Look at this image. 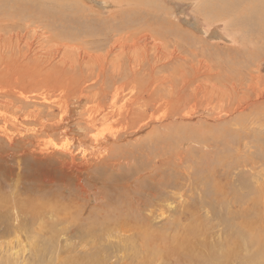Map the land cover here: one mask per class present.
Instances as JSON below:
<instances>
[{
	"label": "rangeland",
	"instance_id": "rangeland-1",
	"mask_svg": "<svg viewBox=\"0 0 264 264\" xmlns=\"http://www.w3.org/2000/svg\"><path fill=\"white\" fill-rule=\"evenodd\" d=\"M225 1L131 0L130 4V0H0V4L3 6H0V13L5 8L13 20L29 28V35H35L38 39L43 38V41L45 37L59 38L58 40L61 41L58 43L69 45L75 53L76 48L82 47L83 50L88 46L87 44L90 48L97 46L98 39L101 40L103 35L112 36L111 30L108 29L110 26L108 23L113 26L124 20L136 22L135 28L137 27L138 30L139 27L141 29L146 26L159 30L167 41L170 40L169 44H173V41L181 38L184 56L188 60L187 63H184L185 68L188 69L198 60L213 65L214 72L219 71L218 69L222 67L218 74L214 73L211 77V81H216L212 84L215 89L224 90L223 84L227 83L228 79L225 72L229 66L233 67V71H230L231 83L236 85L243 83L246 87L252 84L254 88L245 90L249 98L245 94L244 97L249 101L245 103L240 101L239 105L237 104L238 100L233 102L232 108H236L237 105L238 108H236L237 112L233 109V115H229L230 118L232 117L230 119L229 116H224L228 109L225 108L226 106H214L209 100L206 102L202 99H195L189 86L185 88L178 82L170 84L166 79L169 74L164 71L155 74L154 83H158L149 85L145 89L147 91L143 92L142 89H133L132 87L124 89L107 87L106 90L102 91L98 88L101 81V78L98 79L97 76L99 68L95 69L96 75H92L90 79L85 73L91 69L85 65L75 66L76 64H74V70L71 72H76L77 78L74 77V79L77 87L54 85L51 82L52 78L61 80L67 75V73L65 76L61 75L63 72L58 74L59 72L56 71L48 74V78L44 75L40 78L37 76L35 79L39 85L33 84L28 79L27 85L23 86L19 85L20 83L13 76L0 77V195L4 198V203L19 202L22 206H25V203H31V205L36 204L37 206L39 204L42 207L47 205L50 210L45 212L44 216L49 221L54 215V209L62 214V208H67L70 217L72 216L71 219H74L76 225L79 224L75 228L71 227L70 231L77 233L79 237L86 238L88 235L85 232L82 235L83 229L90 227L88 225L95 226L93 222L98 221L99 218L104 219L109 215V212L115 209L122 208L123 202L126 203L127 201L125 204L127 210L122 208L127 212H123L122 215L120 213V220L115 223L120 225L124 220V224L128 223L132 232L130 230L127 236L121 239L124 242L119 243V246L117 245L119 250L113 249L112 245L115 247V244H110L108 241L111 238L108 239L107 237L122 235L120 231L113 236L108 235L110 232L106 229L101 233H95L96 241L101 245H106L94 246L93 251L87 252L88 254L85 255L88 259L85 260V264H88L87 262L89 264H208L212 257L211 251L214 248L212 246L216 247L225 243L227 236H230V231L227 230L231 227L227 222L229 221L228 213H225L226 220L223 225H218L219 218L205 219L207 207H203L197 211L198 216L200 215L199 220L193 223L192 230L187 232L186 238L183 239L182 235L177 236L178 229L175 228V225L172 226V218L175 220L178 215L177 211L173 212L177 207L167 210L170 208L167 204L172 205L173 203L172 206H177L181 200L179 196H173V192H176L175 189H165V187H169L171 186L170 183L173 184L178 181L179 175L184 174L185 171L191 173V171L196 170L199 172H196L193 179H199L196 180L198 183L195 185L203 187V189H210L220 183L218 189L220 187L230 188L232 192H236V195L246 193L248 195L246 207L258 214L262 211V205L259 206L256 203L255 206L252 199L260 193L261 188H258L257 185L264 184V175L261 178L257 175L260 167L264 166L259 157V155L261 157L263 155L264 129H259L257 126L258 121L264 119V43L262 42V46H257V55L250 56L249 48L251 45L247 43V46H244L238 43L239 38L243 36L248 41L249 35H240L241 33L232 28L226 19L231 20L236 16V13H232L231 16L213 14V11L217 10L218 6H223ZM150 15L152 19H150ZM0 20L8 19L0 17ZM149 20L151 21L148 22ZM78 29L83 30L82 33ZM32 31L36 33L33 34ZM72 32H76L78 35L74 39H69L68 37ZM29 38L33 39L30 36ZM236 38L238 39L234 42L233 40ZM51 45L52 43L48 44V41H45L47 49ZM34 48L36 49V47ZM93 50L95 51L89 50V52L93 54L104 52V50ZM260 50L263 52L260 53ZM195 54L196 56H194ZM70 60L72 61L74 58L68 59V61ZM123 62L126 63V61ZM109 70L111 68H108L107 72ZM40 71L43 72L42 68ZM125 71L128 69L123 68V72ZM80 73L86 78L79 76ZM60 76L61 78H59ZM44 78L47 81H44ZM251 78L252 83L250 82ZM65 80H68V77ZM164 80L166 81L162 82ZM71 105L77 109L78 116L76 114V119L74 118L75 123H63L62 112L69 109ZM227 107L230 108V106ZM74 127L81 129L82 134H76L73 131ZM227 127L231 129L227 130ZM66 131L71 132L70 137L76 142L72 143L71 146V151L74 152L72 158L61 152L62 144L68 138L64 136ZM4 136L12 137V142L9 143ZM223 140L224 142H222ZM252 141L254 143H250ZM221 147L223 148L221 149ZM219 149L221 150L219 151ZM80 153H85V156L82 157ZM223 154L225 155L223 156ZM226 160H229L228 163ZM73 161L76 167L72 170L73 173L70 172L71 170H63L62 166L65 163L72 164ZM251 161L256 162L251 163ZM245 162H249V165L246 166ZM178 164L179 166H177ZM214 165L216 167L213 168ZM83 168H87L88 173L84 172ZM79 169L82 170L77 171ZM223 170L224 172H222ZM207 173L209 174L207 175ZM206 176L210 178L204 179L203 177ZM150 177L152 181H150ZM78 179L82 182L81 184H78ZM117 179L119 180L114 182ZM199 180L204 185L199 184ZM190 182L194 183L193 180ZM141 186H144L143 189L140 188ZM150 190H156L158 193L159 190H164L167 196L164 194L155 201L148 192ZM190 193L186 191V194L189 195ZM163 197L167 198L165 201L167 203L159 202L162 201ZM24 200L30 203L24 202ZM193 204L191 203V206L195 205ZM158 205H161L162 209ZM236 207L238 205L231 204L232 211ZM242 208L243 206L239 207V210ZM160 209L166 211V215L163 217L165 222L160 216L161 213L159 212V216L157 214ZM2 214L0 219L9 213ZM199 222L200 224H196ZM95 224L100 223L96 222ZM132 224L133 226H131ZM167 224L172 226L169 228L171 230L168 229ZM162 225L166 226L165 235L160 233ZM67 226L70 225L67 224ZM59 227L63 229L66 225H59L55 229L59 231L61 229ZM135 229L139 230L137 235L136 232H133ZM198 229L202 230L199 234H197ZM18 234L23 237L22 245H25L24 235L22 232ZM215 234L219 238L215 237ZM161 236H164L169 243L170 247L168 246L167 250L161 247L165 245V243L160 244L158 240ZM14 237L16 236L12 235L7 238L11 240ZM224 237L225 239H222ZM80 238L79 240H81ZM85 238L84 241L90 242L88 238ZM136 238L140 241H137ZM69 239L70 242L77 240L75 237ZM37 240V246H29L31 248L13 246V250L11 248L10 251L12 252L11 255L25 257L21 259L19 264H35L37 260L39 261L40 255L47 258L45 260L47 264H53V248L52 250H45L43 246L47 244V246L52 247L48 243V238L40 237ZM41 240L43 242H40ZM188 241L194 245L199 244L201 252L197 254L198 260L193 256H187V248H183L184 250L176 249L177 245L180 247L188 246ZM36 247L39 248L36 249ZM192 251L190 249L191 253H193ZM131 252L134 254H129ZM143 252L146 256L143 255ZM9 253H5V256L0 252V264L9 258ZM91 253L94 256L91 257ZM80 255H77L80 259L85 257ZM138 257L143 262L139 261L140 258ZM13 260L12 257L10 261Z\"/></svg>",
	"mask_w": 264,
	"mask_h": 264
},
{
	"label": "bare ground",
	"instance_id": "bare-ground-1",
	"mask_svg": "<svg viewBox=\"0 0 264 264\" xmlns=\"http://www.w3.org/2000/svg\"><path fill=\"white\" fill-rule=\"evenodd\" d=\"M115 4H116V2H115ZM121 4H123V3H121ZM130 4H131V0H130ZM109 5H111V4H109ZM0 6L3 7L1 4H0ZM122 9H123V7H122ZM145 12H147V11H145ZM232 13L233 14L236 13V16H234V18H232L231 20L229 18H226L227 22L231 25L232 28H235L236 31L241 33L240 35H242V36L243 35H249L248 41L245 38V36H243L242 37L243 39L239 38L238 43H241L244 46H247V43H249L251 45V47L249 48L250 56L257 55L258 54L256 51L257 46L258 45L262 46V42L264 43V0H226L223 6L220 5L217 7V10L213 11V14H215L217 16L218 15L221 16L223 14L227 15V16H231ZM0 14H3V16H0V17H5L6 19H8V20H4V21L0 20V77L2 78V77H6V76H13L16 78L15 80L20 83L19 85L26 86L28 79H30L33 84L39 85L38 83H36L37 79H35L37 76L40 78L42 75H44L48 78V76H47L48 74H50L52 71H56V72H59L58 74H60V72H63V74H61V75L65 76L66 73H67V75L65 77H63V79H61V80L58 78H56V79L52 78L51 82H53L54 85H57L59 87H67L70 85L76 86L77 83H75L76 80L74 79V77L77 78L76 72H73V73L71 72V70H74V64H76L75 66L85 65L87 68L91 69V71L88 70L89 72L85 73V75H87V77L90 79L92 78V75L95 74V72H94L95 69L99 68V74H97V76H98V79L101 78V81L98 84V88L100 90L102 89V91L106 90L107 87H112V88H116V89H119V88L124 89L126 87H132L133 89H142V92H143V91H147L145 89L148 88L149 85H152L155 82L154 81L155 80L154 75L164 71L165 73L167 72L169 74L166 76V79H167V81L170 82V84L174 83V82L175 83L178 82L185 88L189 86V88H191L190 91L192 92L195 99H202L203 101H206V102L209 100L210 102H212L214 104V106H217V105H219V107L226 106L225 108L226 109L228 108V109H227L226 114L224 116H229L230 114H232L233 109L236 110V108H238L239 103H241L240 101H243V103L249 101V99H247L249 97L246 95L245 90H250V88L254 89L252 87V84L248 85V87H246L243 83H240L239 85H236L235 83L234 84L231 83L232 81H230V80H231L232 75H231L230 71L231 70L233 71L232 66H229V68H226L225 73H226L228 79H227V83L223 82L224 83L223 84L224 90H220L218 88L215 89V86L212 84H214L213 82H216V81H211V77L213 76L214 73L218 74L220 72V68L222 69V67H220L218 69L219 71L214 72L215 68H213V65L208 64V63H204V62L198 60L197 63L196 62L193 63L191 66H189L188 69L185 68L186 65L184 63H187L188 60L184 56L185 52H184V47L181 44V42H182L181 38H178L175 41H173V44H169L170 40L168 39V41H167L165 39L166 37H164V35H162L161 32H159V30L151 28V27L149 28L148 26L142 27L141 29L139 27V30H138L137 27L135 28L136 22H127L124 20V21L116 23L113 26L111 23H108V24H110V26L108 25L109 26L108 29L111 30L110 32L112 33V36L103 35V38H101V40L98 39L99 41L97 42L98 43L97 46L95 45L93 48H90L89 44H87L88 46L83 48V50H82V47L76 48V53H75L73 48H71L69 45H67V44L61 45L60 43H58V41H61V40H58L59 38L45 37L44 41H43L42 40L43 38L38 39V37L37 36L35 37V35H29V33H30L29 28L24 26L23 24H20L18 21L13 20V18H11V15L7 14V11L5 8H3V10H1ZM136 14H138V13H136ZM151 14H153V13L151 12ZM132 15H134V14H132ZM138 15L140 16V14H138ZM16 17H18V16H16ZM113 17H115V16H113ZM153 18H155V17H153ZM150 19H152L151 15H150ZM150 21L151 20H149L148 22H150ZM153 21H154V19H153ZM223 23L225 24V22H223ZM139 26H141V25H139ZM78 31L82 33L83 30L78 29ZM32 33L35 34L36 32L32 31ZM43 34H46V33H43ZM77 35L78 34L76 32L75 33L72 32V34L70 36L68 35L69 36L68 38L74 39ZM29 36L32 37L33 39H30ZM167 38H168V36H167ZM69 39H67V40H69ZM237 39L238 38H236L233 41L236 42ZM41 40L43 41L42 43L40 42ZM45 41H48V44L52 43V45L49 47V49H47L48 47H45ZM87 42H89V41H87ZM90 43H91V41H90ZM94 43H96V42H94ZM34 47H36V49ZM93 49H96L97 51L98 50L99 51L104 50V52L102 54L90 53L89 50L95 51ZM262 52H263V50H260V53H262ZM110 56H111V59H110ZM194 56H196V54ZM70 58H74V60L68 61V59H70ZM123 61H126V63H124ZM39 67L42 68L43 72L40 71L41 68L39 69ZM108 68H111V70H109L107 72ZM123 68L128 69V71L123 72ZM85 75L80 73L79 76H81L82 78H86V77H84ZM239 75H241V74H239ZM66 77H68V80H65ZM164 77H165V75H164ZM59 78H61V76ZM44 81H47V79L44 78ZM165 81L166 80H164L162 82H165ZM250 82L251 83L253 82L252 78H251ZM157 83H154V84H157ZM165 84H167V83H165ZM244 94L247 96V98L244 97ZM139 98H140V100H142L140 96H139ZM236 100H238V102H237L238 105L236 108L235 107L232 108L233 102ZM73 105H71L70 108L67 109L65 112H62V116L64 117V118L61 117L64 120L63 123H66V124H67V122H68V124H74L75 123L77 109ZM227 106H230V108ZM236 112H237V110H236ZM77 116H78V114H77ZM229 118H230V116H229ZM263 118H264V116H263ZM227 123H228V121H227ZM257 126L259 127V129H264V119L262 121H258ZM228 129H231V128L227 127V130ZM73 131L76 134H82V132H83L78 127H74ZM227 133H229V132H227ZM70 135H71V132H69V131L64 132V136H66L68 138H66V141L62 144L61 152L63 154H65L66 156H70L72 158L74 156V152L71 151V146H72V143L74 144L75 140L72 139L70 137ZM4 137L8 140L9 143L12 142V139H11L12 137L11 138L6 137V136H4ZM232 137H233V135H232ZM238 141H240V140L238 139ZM222 142H224V140ZM250 143H254V142L252 141ZM222 148L223 147H221V149ZM262 148H263V155H262V157H261V155H259V157L261 158V162L264 165V138H262ZM211 149H210V152H211ZM221 149H219V151ZM227 149H229V148H227ZM251 149H253V148H251ZM79 151H81V150H79ZM215 152H214V154H216ZM211 154H213V153H211ZM217 154H219V153H217ZM224 155L225 154H223V156ZM81 156L84 157L85 153H82ZM225 157H223V158H225ZM256 159H258V158H256ZM228 161L226 163H228ZM254 162H256V161H254ZM254 162L251 161V163H254ZM214 163H215V161H214ZM248 163H246V166L249 165ZM72 164L71 163L70 164L65 163V165L62 166L63 170H65V171L71 170L70 172L73 173L72 170L75 167L74 161L72 162ZM236 164H238V163H236ZM259 164H260V162H259ZM177 166H179V164ZM214 167H216V166L214 165L213 168ZM231 167H232V165H231ZM86 169L83 168V171L87 172ZM206 169H207V167H206ZM80 170H82V169H79L77 171H80ZM213 171H215V170H213ZM228 171H229V169H228ZM196 172H199V171L194 170V171H191V173H188L185 171L184 174L179 175V177L177 179L178 181H175L173 184L170 183V185L174 186V187H171V186L165 187V189L166 188L173 189V190L175 189L176 192H173V196L174 197L179 196V198L181 200L180 204L178 203L177 206H172L173 203L171 205L169 202H168L169 204H167L168 208L170 206V208L167 210H172V208L174 209L175 207H177V208H175V211H173V212L175 213L177 211L178 215L175 217V220H174V218H172V223H173L172 226L175 225V228L178 229L177 236L182 235L184 237L183 239L186 238L185 234H187V232L191 231L193 223H195L196 221L199 220L200 215L198 216L197 211L203 209V207H207L205 219L219 218L218 219V221H219L218 225H220V224L223 225V222L226 220L225 213H228L229 221H227V222L229 223V225L231 227H230V229H227V230L230 231V234H229L230 236H227V240H225V243H221V244L217 245L216 247L212 246L214 248L211 251L212 257L209 259L210 261L208 264H264V184L263 185L262 184L257 185L258 188H261L260 193L257 194L258 195L257 197L255 196L252 199V201L255 202L254 203L255 206H256V203L259 206L262 205L261 206L262 211H260L261 213L256 214V213H253L254 211H252L246 207V201L248 198L247 197L248 195H246V193L242 194V195H236L235 194L236 192H232V190L230 188H226V187L221 188L220 187L218 189V186L220 183L218 184L217 182H216L217 184L215 183L216 185L214 187H212L210 189L209 188L203 189V187H199L198 185H195L196 183H198V181H196V180L199 179L198 175H197L198 179H193V176L196 175ZM222 172H224V170ZM209 173H207V175ZM225 173H226V170H225ZM257 175L259 176V178H261L264 175V166L260 167ZM209 176H206L203 178L206 179ZM77 177L79 178V176H77ZM118 178H120V177H118ZM200 178H201V176H200ZM230 178H229V180H230ZM79 179L77 180L78 184H81L82 182H80ZM190 179L193 180L194 183L190 182L191 181ZM118 180L119 179L114 180V182H117ZM201 180H203V179H201ZM211 180H213V179H211ZM150 181H152V178ZM78 184H77V186H78ZM199 184L202 185L203 183H200V180H199ZM229 184H231V182ZM223 185H225V183ZM143 187L144 186H141L140 188L143 189ZM186 191L191 192L189 194L190 196L188 194H186ZM240 191H241V189H240ZM148 192H150V196L155 201H157L156 199H159L161 196H163L165 194L164 190H159V193L156 190H153V191L150 190ZM165 195L167 196V193ZM5 196H7V195H5ZM19 200H21V199H19ZM161 200L162 201H159V202L167 203V202H165L167 200V198L163 197V199H161ZM26 201L24 200V202H26ZM190 201H192L191 203H194L195 205L193 204L194 206H191ZM4 202H5L4 198L0 195V217L3 216L2 213H9L8 215H5L3 217V219H0V252L2 254H5L7 252L9 253L11 251V248L13 250V246H15V245L20 246L22 248L24 246L34 247L37 243L36 240L38 238L40 239V237H47L48 243H50L52 247L47 246V244H44L43 246H44L45 250H47V249L52 250V248H53V251H54V252H52V253H54V256H52L53 260H54L53 264H85V260L88 259L87 255H85V254H88L89 251H93L94 246H100L101 245L98 243V241H96L97 238L94 236L95 233L96 234L98 232L101 233V231H104V229H106V231L110 232L108 235L111 234L113 236V234L116 235L120 231V233H122V235L117 234L118 236L116 235L114 237H107L108 239L111 238L108 241L110 244H115V247L112 245L113 249L119 250L118 244L124 242L121 239L126 237L127 233H129V231L131 230V228L128 226V223H126V225L124 224V220L120 225H117L115 223V222L120 220V215H119L120 213L122 215L123 212H127V211H125V210H127V208L125 209V204L127 203V201H126V203L123 202L124 206H122V208L124 207L125 210H123L121 207L118 209H115V210L109 212V215H107L104 219L99 218V220L96 221L100 224L96 225L95 224L96 222H93V224L95 226L88 225L90 227L83 229L82 235L85 232V234L88 235L86 238L81 237V236H80L81 237L80 238L77 233H73L72 231H70L71 227L75 228L79 224L76 225L75 222L73 221L74 219L73 220L71 219L72 216L70 217V213L68 212L67 208H62L63 212H62V214H60L61 212H58L53 207H51L54 209L53 212L54 211L55 212H54V215L52 216L51 221H49L44 216L45 212L50 210V208H48L47 205L43 206V207L40 206L39 204H37V206H36V204L31 205V203L29 201H27V202L30 204L25 203L26 204L25 206H22L19 202H17V203L14 202V203H10V204L4 203ZM150 204H151V202H150ZM155 204H156V202H155ZM231 204H233V205L236 204V205H238V207L234 208V210L232 211ZM114 205H116V204H114ZM215 205H217V207H215ZM228 205H229V207H228ZM241 206H243V208L241 210H239V207H241ZM158 207H160L162 209L161 205H158ZM158 207H154V208H158ZM161 209H160V211H158L157 214L159 216V212H160L161 213L160 216H162V218H163L166 215V211L165 210L163 211ZM111 210H112V208H111ZM121 210H122V212H121ZM174 213H172V214H174ZM125 215H126V213H125ZM173 216H175V214ZM158 218H160V217H158ZM121 220H122V217H121ZM153 220H154V218H153ZM25 221H27V223H25ZM128 221H130V220L128 219ZM163 221H164V218H163ZM151 222H154V221H151ZM159 223H161V222L159 221ZM63 224H65L66 227H64L63 229L61 227H59V228H61L59 231L57 229H55L59 225H63ZM67 224H69L70 226H67ZM170 224L169 225L167 224L168 229L171 226ZM196 224H200V222L196 223ZM131 226H133V224ZM146 227H144V228H146ZM135 228H136V226H135ZM165 228H166V226L164 225L160 230L161 231L160 233H162V235H165V233H164ZM175 228H174V230H175ZM169 230H171V229H169ZM222 230H224V229H222ZM75 231H78V230H75ZM201 231H202L201 229H198L197 234H199ZM21 232L25 238V245H22V242L24 240L23 237L18 234ZM131 232H132V230H131ZM133 232H136V235H137L139 230L135 229V230H133ZM203 232H204V230H203ZM217 232H218V230H217ZM204 234H206V233L204 232ZM12 235H14L16 237L12 238L11 240H8L7 237L8 236L11 237ZM48 235H50V236H48ZM142 235H143V232H142ZM155 235H156V233H155ZM217 235H218V233H217ZM217 235L215 234V237ZM206 236H207V234H206ZM70 237L71 238L75 237V239H77V240L74 242H72V241L70 242V239H69ZM172 237H174V236H172ZM225 237L222 239H225ZM79 238L81 240H79ZM84 238L85 239L88 238L90 240V242H86L87 240L84 241L83 240ZM163 238L165 239L164 236H161L158 240L160 241V244L165 243V245L161 246V247H164V250H167V248H169L170 246H169L168 241H166V239L164 241ZM211 238L213 240V237H211ZM137 239L138 238H136V240ZM146 239H145V241H146ZM195 239H197V238H195ZM42 240L40 242L44 241V240L43 241ZM209 240H210V238H209ZM37 241H39V240H37ZM137 241H140V240H137ZM145 241H143V242H145ZM147 241H148V239H147ZM205 241L206 240H204V242ZM216 243H218V242H216ZM133 244H131V245H133ZM38 245H40V244H38ZM102 245H104V244H102ZM124 246H125V244H124ZM139 246H141V244ZM146 246H148V245H146ZM31 247H29V248H31ZM37 248H39V247H36V249ZM174 248H175V245H174ZM178 248H180V249L187 248V252H188L187 256H189V257L193 256L194 258H197V260H198L197 254L201 252V250H199V244L194 245V244H191V242H189V241H188V246L180 247V245H177L176 249H178ZM153 249H154V247H153ZM190 249L193 250L192 251L193 253L190 252ZM5 250H6V252H5ZM143 250H144V248H143ZM146 250H145V253H146ZM11 253L12 252L9 253V255H10L9 258H7L4 261V263H2V264H19L21 262V259L25 258V257H21L18 255L12 256ZM145 253L143 255H145ZM43 254H46V253H43ZM79 254H81L85 257L83 259H80V257L77 256ZM129 254H132V252ZM129 254H128V256H129ZM122 255L120 256L121 258H122ZM5 256H6V254H5ZM92 256H94L93 253H91V257ZM124 256H123V258H124ZM139 256L141 257L142 255H139ZM156 256H158V255H156ZM12 257L14 258V260L10 261L12 259ZM140 257H138V258H140ZM126 258H127V256H126ZM46 259L47 258H44V255H40L39 261L37 260L35 264H47L45 261ZM107 259H106V261H108ZM139 261H142V259L140 258ZM205 261H207V260L205 259ZM87 263L89 264V262H87ZM134 264H136V263H134Z\"/></svg>",
	"mask_w": 264,
	"mask_h": 264
}]
</instances>
